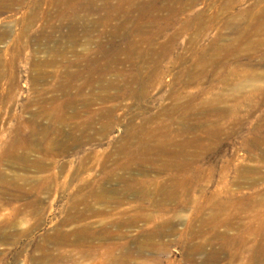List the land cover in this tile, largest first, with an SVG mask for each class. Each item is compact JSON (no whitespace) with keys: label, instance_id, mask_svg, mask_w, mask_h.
Returning <instances> with one entry per match:
<instances>
[{"label":"rangeland","instance_id":"obj_1","mask_svg":"<svg viewBox=\"0 0 264 264\" xmlns=\"http://www.w3.org/2000/svg\"><path fill=\"white\" fill-rule=\"evenodd\" d=\"M12 6L0 264H264V0ZM184 137L190 171L156 169L151 145ZM140 178L147 191H129Z\"/></svg>","mask_w":264,"mask_h":264},{"label":"bare ground","instance_id":"obj_2","mask_svg":"<svg viewBox=\"0 0 264 264\" xmlns=\"http://www.w3.org/2000/svg\"><path fill=\"white\" fill-rule=\"evenodd\" d=\"M13 1H15V0H12V1H10V0H0V6L2 8H6V9L11 10L12 7H13L12 6ZM33 14H34V16H37L38 15V10H35ZM73 28H74V26H73ZM182 134L184 135V132ZM160 139H164V138H159L158 140H160ZM171 140L175 141L172 138V139H169V140L168 139L164 140L161 144H156V145L152 144L151 145L150 154H151L152 160L153 159L162 160V163H163L161 165H158L156 167V169H160L162 171H164L166 169H175V170L177 168L183 169L179 163H176L177 160H176V157H175L174 154L177 153V152L181 153V154H189L188 147H190L191 145H197L198 144L197 141L188 140L187 138L184 137L182 140L176 141V143L178 144V147L176 149H174L173 151H169L167 149V147H166V144H168L169 141H171ZM13 154H15V153H13ZM187 167H188V170L187 169H183V170L190 171L189 170L190 169V165H188ZM142 170H146V169L142 168ZM171 176H172V174L170 175V179H173L174 176H172V177ZM151 181H152L151 179L149 180V179L140 178V179H133V181L132 180H130V181L127 180L126 184H127V188H128L129 191H145V190L147 191V189H148L147 187H149V185L151 184ZM158 182H160V181H158ZM97 183H100V182H97ZM184 183H185L186 192H190L193 188L195 189L196 187H198L199 178L197 176L193 175V174L192 175L190 174V175H188L186 177ZM156 185H157V187L160 186L161 191H163L164 194L166 195L165 198H168L171 195L173 196V194H174L173 190L168 189L169 183L160 182L159 184H156ZM99 186H102V185H99ZM94 188H95V185H94ZM98 189H99V187H98ZM79 233H80V230L75 228V230L72 233H69V234H78L79 235ZM66 236H67L66 233H64L62 235V238H65ZM261 250H263L262 252H264L263 247H261Z\"/></svg>","mask_w":264,"mask_h":264}]
</instances>
